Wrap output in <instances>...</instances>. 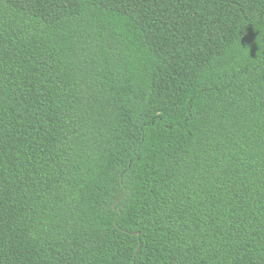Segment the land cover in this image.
Segmentation results:
<instances>
[{
	"label": "trees",
	"instance_id": "1",
	"mask_svg": "<svg viewBox=\"0 0 264 264\" xmlns=\"http://www.w3.org/2000/svg\"><path fill=\"white\" fill-rule=\"evenodd\" d=\"M0 264H264V0H0Z\"/></svg>",
	"mask_w": 264,
	"mask_h": 264
}]
</instances>
